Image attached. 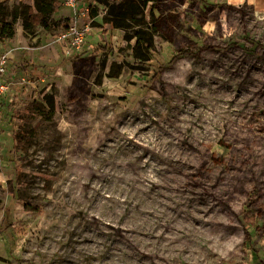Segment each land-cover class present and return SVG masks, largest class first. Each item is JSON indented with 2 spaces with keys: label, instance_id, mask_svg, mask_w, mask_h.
<instances>
[{
  "label": "rangeland",
  "instance_id": "obj_1",
  "mask_svg": "<svg viewBox=\"0 0 264 264\" xmlns=\"http://www.w3.org/2000/svg\"><path fill=\"white\" fill-rule=\"evenodd\" d=\"M59 2L64 27L19 20L3 45L17 82L0 112V264H264V12L154 0L146 64L108 6ZM73 20L79 51L58 40ZM48 95L55 109L33 112ZM18 113L35 127L26 154Z\"/></svg>",
  "mask_w": 264,
  "mask_h": 264
},
{
  "label": "trees",
  "instance_id": "obj_2",
  "mask_svg": "<svg viewBox=\"0 0 264 264\" xmlns=\"http://www.w3.org/2000/svg\"><path fill=\"white\" fill-rule=\"evenodd\" d=\"M33 5L23 6L19 9H11L9 0H0V43L12 40L16 35L15 25L21 20L23 31L26 35H34L36 27H42L45 30L58 29L64 27L68 23V19H55L58 12L59 0H32ZM98 3L108 6L109 16L104 19L106 24H112L117 30L125 32L123 39L126 42L136 40L133 58L138 63H149L147 56L154 47V35L143 30V26L147 25L144 10L148 3L154 0H97ZM112 1V2H111ZM97 9L94 10L96 15ZM152 15V13H151ZM141 16V17H140ZM131 32V33H130ZM253 44H255L253 42ZM147 49V53H142L141 49ZM184 51H180L173 55L170 61L160 64L154 69V78L160 71L176 60L178 55H186ZM143 65V64H142ZM33 112L44 115L48 110L55 109V100L51 96H46L44 102H33L31 104ZM15 117L20 121L21 126L12 136L15 146L12 148L26 154L34 144L35 127L31 126L29 118L22 116L20 113ZM9 121V120H8ZM15 178L10 181V190L12 196L16 195V184L19 181L20 173L15 169Z\"/></svg>",
  "mask_w": 264,
  "mask_h": 264
},
{
  "label": "built area",
  "instance_id": "obj_3",
  "mask_svg": "<svg viewBox=\"0 0 264 264\" xmlns=\"http://www.w3.org/2000/svg\"><path fill=\"white\" fill-rule=\"evenodd\" d=\"M67 7L78 9L79 0H63ZM81 16H87L90 14L89 9L80 8ZM74 20L72 24L60 31L58 40L62 43L69 44V47L73 48L74 50H80L86 45L87 41V34L86 29L77 28L75 26ZM10 57L8 53L4 52L2 43H0V100H9L8 98L10 95L14 94V86L16 85V81L9 77L8 75V67H9ZM25 89V87H24ZM2 124V118L0 115V127Z\"/></svg>",
  "mask_w": 264,
  "mask_h": 264
},
{
  "label": "crops",
  "instance_id": "obj_4",
  "mask_svg": "<svg viewBox=\"0 0 264 264\" xmlns=\"http://www.w3.org/2000/svg\"><path fill=\"white\" fill-rule=\"evenodd\" d=\"M225 3H227V5H232L235 7H241V6L246 5V6L253 7L257 11L264 12V0H225ZM5 43L6 42L2 43V46ZM9 57H10V62H9V67H8V75L12 79H14V81H16L17 77L13 73V58H12V56H9ZM14 93H15V91H14ZM4 103L6 104L7 100H4V99L0 100V112H1V109L3 107L2 104H4ZM3 109H5V107H3Z\"/></svg>",
  "mask_w": 264,
  "mask_h": 264
}]
</instances>
